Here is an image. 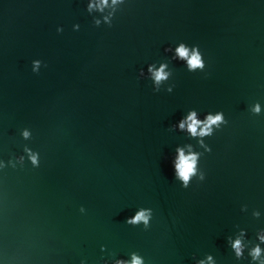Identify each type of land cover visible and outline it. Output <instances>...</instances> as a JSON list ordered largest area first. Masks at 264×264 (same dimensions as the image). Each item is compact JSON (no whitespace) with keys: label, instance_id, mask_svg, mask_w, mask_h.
I'll use <instances>...</instances> for the list:
<instances>
[{"label":"water","instance_id":"obj_1","mask_svg":"<svg viewBox=\"0 0 264 264\" xmlns=\"http://www.w3.org/2000/svg\"><path fill=\"white\" fill-rule=\"evenodd\" d=\"M93 2L102 11L0 0V159L40 153L38 168L0 169V264H115L131 252L145 264H250L264 229V0ZM180 42L199 47L203 72L165 51ZM161 62L172 75L156 93L147 67ZM190 109L228 120L204 138L210 153L177 126ZM189 144L205 180L184 189L172 161ZM142 207L148 231L125 223ZM242 229L237 259L227 238Z\"/></svg>","mask_w":264,"mask_h":264},{"label":"clouds","instance_id":"obj_2","mask_svg":"<svg viewBox=\"0 0 264 264\" xmlns=\"http://www.w3.org/2000/svg\"><path fill=\"white\" fill-rule=\"evenodd\" d=\"M112 2L113 4H116L118 0H112ZM119 2L122 3L123 0H119ZM103 3L107 4V0H103ZM93 9L102 11L99 4L94 3L93 0H88L86 11L91 14ZM104 22L108 27H112V20L105 18ZM93 23L97 27L100 26V21L95 18H93ZM73 28L74 30H79V25H74ZM57 31L62 32L63 29L57 28ZM165 51L172 53V60L183 61L189 72H196L197 70L203 72L206 68L203 54L198 46H189L184 42H180L174 49L166 48ZM41 63L40 60H34L32 62L33 72H38ZM170 75H172V72L169 68L168 62H161L159 63V66L153 63L149 64L147 67V78L152 81L153 91L156 93L161 91L162 83L167 81ZM139 76H145V71L143 69L140 70ZM173 88L174 85H169L166 88V91L171 93ZM249 111L255 116L260 115L262 112L261 104L259 102L253 103L249 107ZM227 124L228 120H226L222 111H217L215 113L209 112L201 119L197 118V111L195 109H190L186 115L178 121L177 126L179 130L186 131L191 139H195L198 146H204L205 152L210 153L211 148L209 145L205 144L204 138L213 136L215 132L221 130L222 127ZM21 136L24 140H29L32 133L29 129L25 128L21 130ZM187 147L189 151L186 154L183 147L177 146L172 161L174 179L180 181V184L184 189L189 188L194 177L200 182L205 180V172L200 170V158L203 153L194 151V146L191 144L187 145ZM23 153L24 155H20L19 157L9 158L7 163L0 159V169L9 165L15 168L16 162L23 165L25 160H27L33 168H38L40 166V153L38 151H35L28 146H24ZM241 211H247V205L242 206ZM79 212L83 214L86 212V209L81 206ZM152 215L153 210L151 208L142 207L137 210L134 215L127 218L125 223L134 227L143 225L142 230L148 231L151 228ZM260 215L259 211L254 210L252 212L254 218H259ZM259 232L260 234L257 236L258 242L248 251V256L251 258L250 264H253V262L254 264H264V260H261L262 255H264V248L261 247V245L264 244V229L259 230ZM245 233L246 231L242 229L238 236H229L227 238V242L230 244L237 259L244 257L245 245L241 238L244 237ZM129 255L131 257L130 260L116 259L115 264H145L144 258L137 252H131ZM206 261L207 264H214L211 255L206 257ZM206 261L199 260L198 264H206ZM81 264H85V261L82 260Z\"/></svg>","mask_w":264,"mask_h":264}]
</instances>
